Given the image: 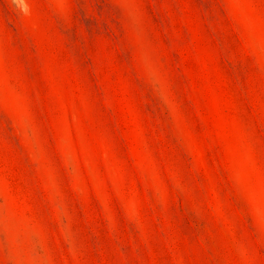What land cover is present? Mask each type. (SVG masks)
I'll list each match as a JSON object with an SVG mask.
<instances>
[{
  "label": "rangeland",
  "instance_id": "374dc122",
  "mask_svg": "<svg viewBox=\"0 0 264 264\" xmlns=\"http://www.w3.org/2000/svg\"><path fill=\"white\" fill-rule=\"evenodd\" d=\"M0 264H264V0H0Z\"/></svg>",
  "mask_w": 264,
  "mask_h": 264
}]
</instances>
